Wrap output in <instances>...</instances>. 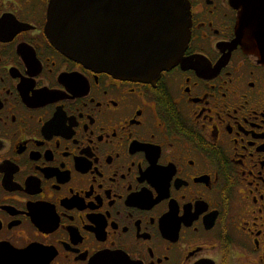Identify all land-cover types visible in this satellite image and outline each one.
Here are the masks:
<instances>
[{"label": "flooded vegetation", "instance_id": "flooded-vegetation-1", "mask_svg": "<svg viewBox=\"0 0 264 264\" xmlns=\"http://www.w3.org/2000/svg\"><path fill=\"white\" fill-rule=\"evenodd\" d=\"M50 1L0 0V264H264V60L234 45L264 4L186 0L144 82L62 53Z\"/></svg>", "mask_w": 264, "mask_h": 264}, {"label": "water", "instance_id": "water-1", "mask_svg": "<svg viewBox=\"0 0 264 264\" xmlns=\"http://www.w3.org/2000/svg\"><path fill=\"white\" fill-rule=\"evenodd\" d=\"M258 12L264 15V5L241 20L234 45L244 44L264 60V25L252 20ZM46 29L62 53L87 68L151 82L183 56L191 11L186 0H51ZM106 264L129 262L116 256Z\"/></svg>", "mask_w": 264, "mask_h": 264}]
</instances>
